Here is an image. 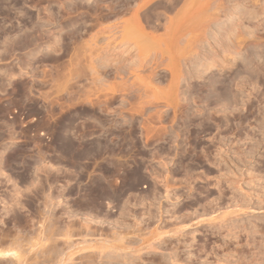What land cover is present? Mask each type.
<instances>
[{"label":"rangeland","instance_id":"1","mask_svg":"<svg viewBox=\"0 0 264 264\" xmlns=\"http://www.w3.org/2000/svg\"><path fill=\"white\" fill-rule=\"evenodd\" d=\"M119 1L0 0V264H264V0L225 4L252 43L213 57L230 100L181 80L175 112L133 82L137 51L86 71L89 26L139 3Z\"/></svg>","mask_w":264,"mask_h":264},{"label":"bare ground","instance_id":"2","mask_svg":"<svg viewBox=\"0 0 264 264\" xmlns=\"http://www.w3.org/2000/svg\"><path fill=\"white\" fill-rule=\"evenodd\" d=\"M87 1L89 2V6L92 7L95 11L102 10L103 8H105L107 10L109 9L108 15L113 14L114 7L113 6L111 7V4L108 3V1L112 2L115 0H87ZM229 1H234V0H139V3L133 7L132 13L129 16V18L125 20H120L117 23L108 24L105 26L101 25L100 23L98 24V21L95 23L93 22L94 24L89 26L91 27L90 29L92 32L89 33L90 36L87 34L89 36V39L84 44L86 45V49L88 53L87 60H89L88 61L89 65L88 64H87L88 66L85 65L87 66L86 71H88L89 69L91 75L93 74L96 75V73L101 72L104 77L109 79L111 77L113 79L121 78L122 73L128 70V69L125 70L123 69L125 67L124 61L127 58L129 59V57H131L134 51L135 52L137 51V54L139 56L138 58H140V60L138 59L137 61L139 63L136 64L137 66L134 64L136 66V69L135 67L133 70L132 67L131 69H129L131 70L129 73L133 77L135 76L133 82L138 81L136 84L139 87L138 89L139 90L141 89L143 93L142 95H145L144 93L146 94L151 93V95L154 97L158 96L159 99L163 98L167 102V106H169L174 112L176 111V108H178L179 105L177 103L178 102L177 98L181 96L180 90L182 89L179 86L181 80L185 84H187V87L188 86L191 87L192 84L197 83L198 81L199 82L197 83V85L198 84L203 85L205 83V82L203 83V80L207 79L208 84H211L207 87L212 86V88L216 90L214 94L217 93L218 95H220V98L222 97L224 99L226 98L229 99L230 96H233L232 94L233 92L231 91V89L233 88L232 84L235 81L233 82L234 79L232 77L231 78L233 80L230 79V81L229 79L227 80V77L225 78V74H223L224 73L223 66H219L218 68L217 67L218 65H216L217 63L215 64L214 62L215 59H213V57H215V55L217 56L218 53H223L225 57L226 56L233 57L232 55L236 54L238 49L240 51L241 48H244L243 50L245 54L244 58L246 61L245 63H247L249 62L247 60L249 57L247 49L250 43L248 41L249 39L247 38L248 36L245 37L247 34L245 36L243 35L245 38L243 36H239L240 32L236 33L237 29H234L235 28L234 26H233L234 28L232 29L229 27L230 24L228 25L229 23L228 20L230 18L228 17L229 9L228 10L226 9L225 4L230 3ZM120 2L122 1L120 0L119 3ZM152 2H154V4L150 5V3ZM180 2L181 5L179 6V8H176ZM121 5L122 6H118L117 8L118 10L115 8L117 10L115 11L116 13L119 12L122 9V7H124L123 4ZM153 5L154 6L159 5L158 6L159 8L155 6V8H158V10L162 9L163 11H169L175 9L176 11L174 16L173 15L169 16V14L167 15L166 12H161V11L155 14ZM228 27L230 28V30L227 31L228 32L230 31L229 32L230 34L226 32V29H228ZM160 31L161 33H159ZM84 33H87V31ZM240 37H242L243 39L240 40L241 39ZM99 42H102V44H100ZM113 49H117V50L114 51ZM110 50L113 51L111 52ZM75 57L77 58L78 56ZM78 60L76 61L77 65H78ZM205 60H209V61L208 62L206 61L207 63L205 64H201V62L203 63ZM151 64L156 65V67L153 66V70L154 68L155 70L159 68L160 69L159 72L152 70L151 72H148L147 75L141 76V73L139 74V72L141 70L143 71V69L147 65H151ZM220 67H222V69ZM83 68L84 67H81V69ZM100 75L101 74L99 73V76L97 75L98 77L95 76L96 82L103 80L102 78L101 80H98ZM155 75L156 77L158 75V79L160 80V82L162 80L167 83V85L164 86L165 88L164 87L161 88L159 86L160 84L158 85V82L157 84H154L156 82L154 81L155 80L154 78H156ZM132 84L136 85L134 83ZM198 87H199L198 89H195L196 91H198L196 92V95H202L203 94L202 88L200 86ZM218 87L219 88L221 87L220 88L221 90L219 89L217 91ZM207 89L208 88H206V91ZM139 90H136V92H138ZM141 91L139 92V95ZM132 92L133 90L131 91V93ZM212 92L214 91L212 90ZM133 93H135V91ZM208 93L209 92L207 93L205 92V94ZM137 95L138 94H136V96ZM208 95H211V92ZM159 96H161L162 98H160ZM151 98L153 99V97ZM104 256L102 257V255H99L98 262L100 264L126 263L125 260H124L125 262L123 261L124 263L123 262L120 263V261H117V257L115 256L112 257V255L111 257L106 256V261H103V259H105ZM67 258L68 257H66L65 259ZM59 259L62 260V255L59 256ZM59 259L58 262H60ZM66 261L68 262V260ZM65 262L63 264H66ZM127 263H129V261ZM48 264H51V262L50 263L48 262Z\"/></svg>","mask_w":264,"mask_h":264}]
</instances>
